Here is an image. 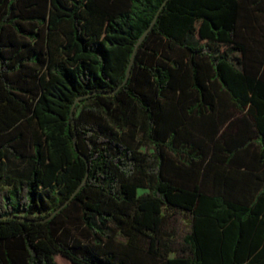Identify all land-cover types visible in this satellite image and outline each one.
I'll return each mask as SVG.
<instances>
[{
  "label": "trees",
  "instance_id": "16d2710c",
  "mask_svg": "<svg viewBox=\"0 0 264 264\" xmlns=\"http://www.w3.org/2000/svg\"><path fill=\"white\" fill-rule=\"evenodd\" d=\"M255 12L0 0V264H264Z\"/></svg>",
  "mask_w": 264,
  "mask_h": 264
},
{
  "label": "rangeland",
  "instance_id": "374dc122",
  "mask_svg": "<svg viewBox=\"0 0 264 264\" xmlns=\"http://www.w3.org/2000/svg\"><path fill=\"white\" fill-rule=\"evenodd\" d=\"M254 19H252V27L245 29L242 32L243 37L246 38L248 45L254 50V52H259L263 50L264 45V16L258 12L253 13ZM6 166L9 170H22L24 169V164L20 163L15 159L7 161ZM147 192L146 189H140V194ZM120 239L124 238L120 236ZM57 264H72L67 258L62 255H57L55 257Z\"/></svg>",
  "mask_w": 264,
  "mask_h": 264
},
{
  "label": "water",
  "instance_id": "95a60500",
  "mask_svg": "<svg viewBox=\"0 0 264 264\" xmlns=\"http://www.w3.org/2000/svg\"><path fill=\"white\" fill-rule=\"evenodd\" d=\"M150 30H151V28L148 29V30L146 31V33L143 35V37L141 38L140 42H139V43L137 44V46H136V49H135L134 54H133V56H132V61H131V64H130V67H129V70H128V76H129L130 73H131V69H132V66H133V63H134V60H135V56H136L137 50H138V48L140 47L142 41H143V40L147 37V35L149 34ZM74 110H75V105H74V107H73L72 116L74 115V114H73ZM55 214H56V213H55ZM51 218H52V217H50V219H51Z\"/></svg>",
  "mask_w": 264,
  "mask_h": 264
}]
</instances>
